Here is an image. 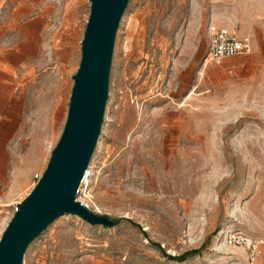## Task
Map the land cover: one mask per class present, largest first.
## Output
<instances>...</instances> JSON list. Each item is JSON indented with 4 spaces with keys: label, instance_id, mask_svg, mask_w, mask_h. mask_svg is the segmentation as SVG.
Wrapping results in <instances>:
<instances>
[{
    "label": "rangeland",
    "instance_id": "1",
    "mask_svg": "<svg viewBox=\"0 0 264 264\" xmlns=\"http://www.w3.org/2000/svg\"><path fill=\"white\" fill-rule=\"evenodd\" d=\"M89 1L0 0V237L63 129ZM211 28L251 51L206 60ZM76 200L115 225L64 214L21 264H250L231 232L264 264V0L129 1Z\"/></svg>",
    "mask_w": 264,
    "mask_h": 264
},
{
    "label": "water",
    "instance_id": "2",
    "mask_svg": "<svg viewBox=\"0 0 264 264\" xmlns=\"http://www.w3.org/2000/svg\"><path fill=\"white\" fill-rule=\"evenodd\" d=\"M129 1H89L63 129L40 178L2 232L0 264H21L29 244L64 214L76 215L90 225H115L76 200V195L100 135L115 37Z\"/></svg>",
    "mask_w": 264,
    "mask_h": 264
},
{
    "label": "built area",
    "instance_id": "3",
    "mask_svg": "<svg viewBox=\"0 0 264 264\" xmlns=\"http://www.w3.org/2000/svg\"><path fill=\"white\" fill-rule=\"evenodd\" d=\"M250 51H251V41L248 35L240 36L235 31L228 30L225 28L210 29L206 60L209 59L211 61L218 62L220 60L233 58L241 54H247ZM40 176L41 175L39 174L35 175L34 177L35 180H38ZM82 179L80 181V184L82 183ZM17 210H18V205H15L13 209V213H15ZM228 240L231 243L242 244L246 247L247 258L250 264H253L255 259L261 253L259 247L262 244V240H253L238 232L229 233Z\"/></svg>",
    "mask_w": 264,
    "mask_h": 264
},
{
    "label": "trees",
    "instance_id": "4",
    "mask_svg": "<svg viewBox=\"0 0 264 264\" xmlns=\"http://www.w3.org/2000/svg\"><path fill=\"white\" fill-rule=\"evenodd\" d=\"M156 246L159 247V248L162 250V252L165 254V251H164V249L160 246V244H156ZM196 253H199V249H191V250H187V251L183 252L182 254H180V255H178V256H175V255H173V256L168 255V257L171 258V259H184V258H186L187 256H189V255H193V254H196Z\"/></svg>",
    "mask_w": 264,
    "mask_h": 264
},
{
    "label": "bare ground",
    "instance_id": "5",
    "mask_svg": "<svg viewBox=\"0 0 264 264\" xmlns=\"http://www.w3.org/2000/svg\"><path fill=\"white\" fill-rule=\"evenodd\" d=\"M86 171H87V169H86ZM84 177V176H83ZM83 180V179H82Z\"/></svg>",
    "mask_w": 264,
    "mask_h": 264
}]
</instances>
